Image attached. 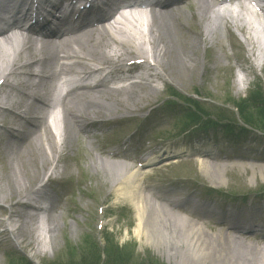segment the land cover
Returning <instances> with one entry per match:
<instances>
[{"label": "bare ground", "instance_id": "bare-ground-1", "mask_svg": "<svg viewBox=\"0 0 264 264\" xmlns=\"http://www.w3.org/2000/svg\"><path fill=\"white\" fill-rule=\"evenodd\" d=\"M42 1L41 10L51 16L50 26L38 24L36 37L30 35L31 29L16 34L14 28L0 35V102L4 105H0V154L5 158L0 164V210L8 214L7 219L0 217V229L4 228L0 236L15 245H35L42 236L40 225L47 224L49 229L52 221L61 217L58 205L68 201L73 191L63 188L62 175L69 169L68 164L64 166L67 151L78 141V152L85 143L88 152L95 153L98 143L93 142L96 132L91 125L99 126L101 119L108 125L144 122L136 137L142 148L151 152L146 128L156 127L158 109L151 110L152 119L151 114L145 119L141 113L157 103L153 99L160 94L162 84L179 85L182 75L198 74L201 47L205 50L204 65L214 63L213 70H221V58L213 56L220 31L229 40L237 28L244 41L239 43L232 37L233 42L244 52L248 49L252 72L264 67L263 43L254 41L252 23L241 14L250 12L264 19V0H165L168 4L163 7L154 0ZM16 2L21 7L22 1ZM8 4V0H0V9ZM195 20L197 31L191 26ZM68 26L73 29L68 30ZM39 32L50 38H39ZM99 73L104 77L94 85L71 91L58 105L51 104L49 90H54L58 81L74 75L86 82ZM247 78L245 75L238 86L249 84ZM3 87L10 91L2 94ZM120 109L128 113L117 114ZM108 136L106 157L94 154L90 165L105 178L110 177L108 198L114 196L132 205L138 217L136 233L142 241L143 236L153 247L165 246V253L177 264H264V208L214 201L190 207L187 201L169 200L166 193L159 196L145 185L146 175L158 169L152 167L157 162L150 161L160 160L164 149L174 157L183 156L188 144L178 140L180 132L175 127L154 133L151 142L161 141V157L152 151L147 158L151 166L148 163L140 170L133 165L138 157L110 149L117 143L115 132ZM196 150L198 163L213 182L223 183L225 173L230 178L231 172L219 165V158L206 161L209 156ZM125 158L130 161H123ZM79 161V176H73L72 182L76 179L81 184L82 158ZM40 164L43 168L48 164L49 171L40 186L30 189ZM15 195L17 202H9ZM40 199L55 201L56 205L42 211L36 205ZM171 218L182 221V225ZM46 234L48 246L55 234L50 229Z\"/></svg>", "mask_w": 264, "mask_h": 264}, {"label": "rangeland", "instance_id": "rangeland-1", "mask_svg": "<svg viewBox=\"0 0 264 264\" xmlns=\"http://www.w3.org/2000/svg\"><path fill=\"white\" fill-rule=\"evenodd\" d=\"M232 9L237 13L236 7ZM184 10L190 15L189 8L186 7ZM241 14L252 23L250 33L255 37L254 41L260 40L264 46V19L255 17L250 12ZM191 26L195 31L199 28L196 20ZM232 37L239 43L244 41L237 28H234L229 40L220 31L218 43L213 48V56L219 55L221 58L219 64L221 70H213L214 63L208 64V67L204 65L205 50L201 47L197 54L201 60L198 74L193 77L188 73L182 75L178 81L179 85L162 84L160 94L155 95L153 99L157 103L141 113L148 119L153 108L159 109L155 115L156 127L146 128L149 129L148 143L152 145L150 153L153 151L156 156H161L158 150L161 141L151 142L155 132L170 131L174 125L180 127L186 123V118H191L197 111L202 118L221 123L217 128L183 135L178 140L180 142L185 140L188 145L184 149L186 151L189 149L190 154H195L196 148H199L200 152L209 156L206 161H216L212 157L219 158L221 162L219 165L225 167V171L227 169L231 172L230 178L226 173L223 174L222 177H225L223 183L213 182L198 163L200 159L194 155L178 157L177 161L173 159L165 161L171 156L168 148L162 152L163 165L146 175L145 184L152 188L155 194L162 196V193H166L167 199L187 201L190 207L214 201L224 205L235 203L240 205L238 207L244 208L251 204L254 208H264V106L259 98L260 93L264 94V67H258L252 72L248 49L244 52L233 42ZM246 59L249 60L248 63L245 62ZM245 75L249 79V84H241L239 87L238 84ZM9 91L7 87L1 90L2 94ZM171 92L175 93L174 96ZM169 100H176L181 110L176 112V107L167 106L165 103ZM239 103L242 107L241 112ZM243 108L245 113L242 112ZM123 110L120 109L117 114L122 116L128 113ZM149 118L152 119V114ZM217 118L228 121L221 122ZM259 121L261 125L258 127L249 125ZM123 124L120 122L112 125L102 123L99 126L91 125L92 132H96L93 142L98 143V148L94 145L95 153L90 154L85 143L83 149L78 152L76 146L78 141L74 143L72 150L67 151L64 166L68 164L69 169L62 178L65 189L72 188L73 191L68 201L58 205L57 214L61 217L57 221L50 220L52 223L49 229L55 234V240L53 239L47 246L49 242L46 234V230H49L46 228L47 224L40 225L38 232L42 236L33 246H28L26 241L22 245H15L8 237L4 240L0 236V264H13L8 259L22 257L26 264H177L176 260L167 256L165 246L162 245L158 249L147 243L145 237L142 236L143 241L141 240L136 233L138 217L132 205L125 200H117L114 196L108 198L111 191L108 181L110 177L105 178L90 165L94 161V154L106 157L109 151L108 135L112 132H115L117 143L110 149L126 150V154L141 158L140 160L142 156L143 159L148 157V152L142 148L141 141L136 137L137 130L145 123L125 126ZM230 127H233V131ZM204 143L206 145H203ZM155 146L158 147L154 149ZM80 158L83 162L81 163L83 177L81 184H78L76 179L75 182L72 181L73 176H79L80 169L76 163H80ZM4 161V155L0 154V164ZM44 166L43 168L40 164V168H35L37 178L31 179L30 189L37 187L49 171L50 166L48 164ZM209 188L221 189L225 194H209L207 192ZM17 200L18 197L15 195L9 202L16 203ZM5 202H2L3 207L7 208L8 204ZM0 217L7 219L8 214L3 211L1 213L0 210ZM171 221L182 225V221L177 218ZM0 230L3 231L4 228ZM69 246H72L73 250Z\"/></svg>", "mask_w": 264, "mask_h": 264}, {"label": "trees", "instance_id": "trees-1", "mask_svg": "<svg viewBox=\"0 0 264 264\" xmlns=\"http://www.w3.org/2000/svg\"><path fill=\"white\" fill-rule=\"evenodd\" d=\"M259 98H261V103L263 104V106H264V94H262V93H260L259 94ZM255 101H257V99H255ZM238 107H239V109H240V112H241V110H242V107H241V105H240V103L238 104ZM242 112H246L245 111V109L243 108V111ZM243 115V114H242ZM252 115V114H251ZM243 117H244V119L247 121V122H249V120L245 117V115H243ZM248 117V116H247ZM250 118V117H249ZM252 118V117H251ZM254 121V120H253ZM249 125H253V126H255V127H258V126H260L261 125V121H259V122H255V123H253V124H249ZM21 262H23L22 264H26V263H24V260H19V261H17L16 262V264L18 263V264H21ZM14 264V263H13Z\"/></svg>", "mask_w": 264, "mask_h": 264}]
</instances>
